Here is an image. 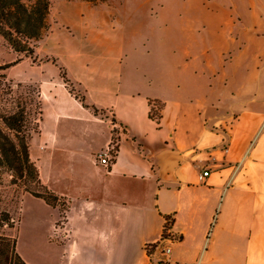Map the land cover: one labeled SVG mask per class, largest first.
<instances>
[{"label":"crops","instance_id":"obj_1","mask_svg":"<svg viewBox=\"0 0 264 264\" xmlns=\"http://www.w3.org/2000/svg\"><path fill=\"white\" fill-rule=\"evenodd\" d=\"M245 1L237 22L207 0L173 29L164 4L152 21L59 2L34 53L18 55V81L37 83L42 104L30 156L67 203L51 225L62 264H156L144 248L166 218L179 240L165 264H264V0Z\"/></svg>","mask_w":264,"mask_h":264},{"label":"trees","instance_id":"obj_2","mask_svg":"<svg viewBox=\"0 0 264 264\" xmlns=\"http://www.w3.org/2000/svg\"><path fill=\"white\" fill-rule=\"evenodd\" d=\"M53 1L0 0V37L16 54L34 53L37 42L49 29L47 17ZM82 1L97 3V0ZM18 60L0 65V185L7 173L12 184H21L24 192L56 207L61 198L41 182L38 167L30 156V140L39 132L42 115L38 86L13 82L2 72ZM78 98L87 106L84 97ZM4 226L13 228L15 219L0 209V227ZM16 243L17 237L0 232V264H29L17 252Z\"/></svg>","mask_w":264,"mask_h":264},{"label":"rangeland","instance_id":"obj_3","mask_svg":"<svg viewBox=\"0 0 264 264\" xmlns=\"http://www.w3.org/2000/svg\"><path fill=\"white\" fill-rule=\"evenodd\" d=\"M65 1L72 0H54L52 2L47 17L49 28L54 19L53 11L56 5L59 2ZM199 1L205 4L207 2V0H97V3L94 5H106L112 12L120 10L126 17L134 14L138 18H149L152 20V17L158 13L159 6L164 4L165 7L162 12V17L168 23H171L169 29L171 27L173 29L175 26L174 22H177L180 18L187 17L190 14L196 15L194 7ZM208 2H219L223 4L226 7L225 13L236 19L235 22H237V19L248 17V9L250 6L246 1L241 3L240 0H208ZM48 31L43 38L47 35ZM16 58H18V54L0 37V65L13 62ZM232 59V57H228L224 58V61H232ZM242 59L236 56L232 63L238 64ZM247 63L256 64L254 57L248 56ZM2 72L13 82H19L18 75L27 74L23 67H18V62ZM20 83L37 87V83L35 82ZM68 88L71 89L69 84ZM73 91H75L74 88ZM73 93H76L77 96L82 95V92L79 90ZM153 114L157 115L158 110H153ZM113 135L115 138V133ZM115 141L116 139L112 141L113 147L116 146ZM32 160L35 161L34 159ZM40 162L41 164H46L47 157L41 159ZM23 189L21 184H12L10 182L9 174H3L2 184L0 185V209L9 212L10 216L15 219V226L13 228L6 226L0 227V232L5 235L17 237L16 250L27 263L62 264L64 262L62 251L60 246L55 242V240L59 239V234L58 232H54L51 225L55 222L61 225L64 220L67 203L63 199H59L55 205L58 211L53 210L42 200L24 192Z\"/></svg>","mask_w":264,"mask_h":264},{"label":"built area","instance_id":"obj_4","mask_svg":"<svg viewBox=\"0 0 264 264\" xmlns=\"http://www.w3.org/2000/svg\"><path fill=\"white\" fill-rule=\"evenodd\" d=\"M150 114L151 116H153V107H150ZM153 119L157 120L156 116ZM114 147L112 145V143L110 144L109 147L106 148L105 151H102L100 153L97 154L96 159L101 163L104 164L106 166H108L110 164V161L113 159L114 157ZM208 175V171H204L200 178H203L204 176ZM172 222V218H166L164 220V226H163V232H162V236L160 238V240H158L156 243L154 244H150V245H146L145 246V251L148 254V256L151 258L153 252H157L158 255V261L156 262V264H165L168 256L171 252V244L178 241L179 238L177 236H175L174 234H172V232L170 231V225Z\"/></svg>","mask_w":264,"mask_h":264}]
</instances>
